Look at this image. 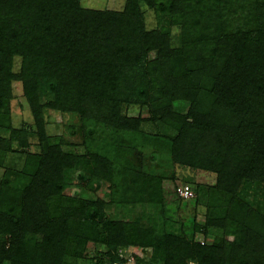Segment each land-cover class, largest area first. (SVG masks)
<instances>
[{"label": "trees", "instance_id": "16d2710c", "mask_svg": "<svg viewBox=\"0 0 264 264\" xmlns=\"http://www.w3.org/2000/svg\"><path fill=\"white\" fill-rule=\"evenodd\" d=\"M13 82L33 128L11 125ZM47 110L77 115L84 136L105 130L102 149L52 142ZM0 131V167L22 154L0 176V264H264V0H0ZM145 146L214 174L188 232L166 217L168 177L143 170ZM190 182L170 193L183 205L199 202ZM243 184L259 187L253 204ZM103 186L107 199L87 195ZM121 206L142 211L114 217Z\"/></svg>", "mask_w": 264, "mask_h": 264}, {"label": "rangeland", "instance_id": "374dc122", "mask_svg": "<svg viewBox=\"0 0 264 264\" xmlns=\"http://www.w3.org/2000/svg\"><path fill=\"white\" fill-rule=\"evenodd\" d=\"M124 2L125 0H81V5L83 7L94 9L121 10ZM151 22L154 23V20L152 18ZM151 56H153V54ZM13 69L15 71L17 70V63H15ZM12 95L13 98L10 102L11 125L14 128H20L23 125H30L32 127L33 125L31 113L29 111L28 104L22 95L21 84L19 82L12 83ZM177 106L179 107L180 111L183 110L182 108H184L179 105ZM127 113L131 116H136L138 114L146 116V110L139 109L137 107H131ZM44 118L46 121V131L50 136L51 141L56 142L59 138H62L67 143V145H65L63 148L76 154H83L86 152V150L96 151L98 147H101L102 149L101 139L108 137V133L105 132V130L104 132L97 131L94 134H90L89 136H84V130L89 132L92 129L91 127H89L88 123H85V125H83L84 127L81 129V122L77 115L47 110L44 113ZM143 128L146 131H152L151 127L148 124L144 125ZM101 130H103V128ZM0 134L2 136L4 135V133L1 131ZM29 141L31 143L30 151H37L38 148L36 146V139L34 137H30ZM139 153L143 170L146 173H154L156 175L165 174L166 177H168L163 184L164 190L166 191V193H168L165 204L167 209L166 217L172 221V226L174 228H178V226H181L188 232L191 228V217L196 214V211L194 209H197V221L203 220V206L206 196L202 194L206 190L208 185L214 182V174L208 172H198L186 167L170 165L167 162V156L159 155V153L150 146L140 148ZM137 156L138 155H135L133 156V158H136V160H138ZM21 162L22 154H8L4 159L2 167H0V176L3 172V168L19 167ZM186 179L192 180V182H190V185L192 187H194L196 184L201 185L202 188L199 191L198 195L199 202H195L193 199H190L186 202L187 204L183 205L170 195L173 185L180 184ZM74 183L75 179L72 181V187H74ZM258 193L259 187L256 184H243L238 192V195L244 198L247 202L253 204L255 202V199L257 198ZM87 195L107 199V189L103 186L96 192H88ZM138 209L139 208H135L133 211H130L128 214H126L125 207L121 206L117 208H110V212L114 217L117 218L132 219L137 215V212L142 211ZM195 240L199 241L200 243L211 242V239L208 238L204 240L202 235L198 233L195 235ZM136 251L138 252V255L145 260L150 256V249H138ZM78 264L91 263L79 262Z\"/></svg>", "mask_w": 264, "mask_h": 264}, {"label": "built area", "instance_id": "2783aa9c", "mask_svg": "<svg viewBox=\"0 0 264 264\" xmlns=\"http://www.w3.org/2000/svg\"><path fill=\"white\" fill-rule=\"evenodd\" d=\"M175 192H176L177 196H179L180 198H183V199H189V198H192L194 196L192 189L188 185L178 186L175 189ZM127 256H128V258H127V261L125 263H116V264H133L132 263V257L130 255H127Z\"/></svg>", "mask_w": 264, "mask_h": 264}]
</instances>
